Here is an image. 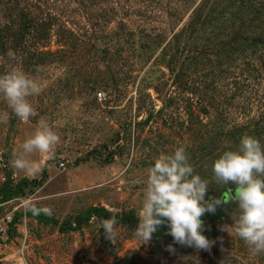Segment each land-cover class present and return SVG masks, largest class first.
Returning a JSON list of instances; mask_svg holds the SVG:
<instances>
[{
	"label": "rangeland",
	"instance_id": "374dc122",
	"mask_svg": "<svg viewBox=\"0 0 264 264\" xmlns=\"http://www.w3.org/2000/svg\"><path fill=\"white\" fill-rule=\"evenodd\" d=\"M243 1L250 0L221 3L236 9ZM200 2H20L51 30L40 50H0V186L42 178L0 199V264H264L263 190L230 199L229 216L219 223L195 224L190 244L168 241L156 250L150 236L154 199L167 198L169 206L181 195L203 202L227 187L205 189L195 144L228 142L223 138L246 122V143L264 153V136L254 133L264 102L259 45L209 59L194 50L199 62L185 49L179 68H168L174 47L165 44L177 32L176 45L188 38ZM7 20L0 4V22ZM257 163L264 166V156ZM33 204L60 221L93 204L112 212L133 208L140 220L131 226L93 215L78 229L62 230L28 215Z\"/></svg>",
	"mask_w": 264,
	"mask_h": 264
},
{
	"label": "trees",
	"instance_id": "16d2710c",
	"mask_svg": "<svg viewBox=\"0 0 264 264\" xmlns=\"http://www.w3.org/2000/svg\"><path fill=\"white\" fill-rule=\"evenodd\" d=\"M21 1L0 0L5 14L9 17V20L0 22V50H17L18 48L21 50H40L44 38L50 36L51 26H48L50 23H47L42 17L39 18L36 13L32 15V10L27 7L28 5L25 7L20 6ZM221 2L222 0H201L195 8L193 16L189 19V31L191 33L187 35L188 38L183 44L179 40L176 45L178 37L182 35V33L177 32L166 42L165 45H168L169 48L174 47V52L169 54L167 59L169 69L176 68V65H178L177 55L185 49L192 51L190 59L196 62L202 59L194 50H201L199 52L205 54L207 59H209L211 53L230 56V51H240L236 48L243 49L244 47H257V45L264 53V5H261L259 0L255 4H253L254 1L250 0L247 3L243 1L239 7L234 9L233 2L224 5ZM224 18L229 20V23L223 24ZM193 32L197 35H192ZM28 34H31L29 40L27 39ZM191 35L193 36L192 40ZM198 38L202 41V48L197 45L201 43ZM165 45L162 50H168V46L165 47ZM260 61L264 68V55L260 58ZM254 63L253 60L248 62L253 68ZM177 67L179 68V65ZM182 71L183 69L175 73L177 78L181 77ZM260 107V115L256 119L257 123L260 122V129H255L254 133L263 137L264 102ZM246 125V122H238L233 129L234 132L231 131V135L223 138L228 142L219 139L217 142L195 144L192 147L193 150L197 149L199 152L198 154L195 153L197 155L195 161L198 159V165H204V178L202 180L205 189L216 188L220 185L234 186L239 179L246 180L248 176H251L252 179L242 185L241 191L243 189L245 191L243 198L248 200L258 191H264V166L257 165V160L260 156H264V153L255 148L254 144L249 145L250 142L246 143V137L252 134V128ZM243 135L246 137H243ZM41 178L22 177L15 183L12 180L5 181L0 186V199L8 200L12 198L21 193L30 182H39ZM260 187L261 189H259ZM253 190L254 192L250 193ZM181 196L186 200L185 195ZM164 201L168 202L167 198ZM232 203H234V198ZM27 214L39 221L56 223L62 230L78 229L93 215L102 221L109 220L113 223H124L131 226L136 225L140 220L133 208L112 212L102 204L90 205L84 211L77 213L73 220L60 221L39 204L30 206ZM228 216L229 213L227 212L224 219ZM200 223L205 226L213 225V223Z\"/></svg>",
	"mask_w": 264,
	"mask_h": 264
},
{
	"label": "water",
	"instance_id": "95a60500",
	"mask_svg": "<svg viewBox=\"0 0 264 264\" xmlns=\"http://www.w3.org/2000/svg\"><path fill=\"white\" fill-rule=\"evenodd\" d=\"M242 185L221 188L215 194H209L203 202L190 203L180 198L175 205L169 206L160 199H154L151 205L149 221L150 236L160 250L165 242L190 244V229L199 222L219 223L226 215L230 199L236 198Z\"/></svg>",
	"mask_w": 264,
	"mask_h": 264
},
{
	"label": "built area",
	"instance_id": "2783aa9c",
	"mask_svg": "<svg viewBox=\"0 0 264 264\" xmlns=\"http://www.w3.org/2000/svg\"><path fill=\"white\" fill-rule=\"evenodd\" d=\"M4 230V225L2 223V219L0 218V235H1V232ZM20 257V256H19Z\"/></svg>",
	"mask_w": 264,
	"mask_h": 264
}]
</instances>
